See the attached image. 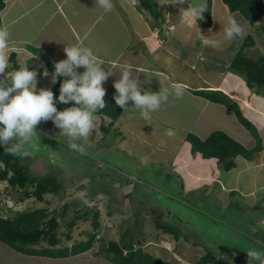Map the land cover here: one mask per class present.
Instances as JSON below:
<instances>
[{"label":"rangeland","instance_id":"1","mask_svg":"<svg viewBox=\"0 0 264 264\" xmlns=\"http://www.w3.org/2000/svg\"><path fill=\"white\" fill-rule=\"evenodd\" d=\"M154 1L161 3L164 13L169 9L162 5L164 1L172 3V0ZM190 2L185 0L187 5L206 4L207 12L201 20L206 22L209 0ZM212 2L211 32L201 22L197 21L195 26L184 19L180 11L186 9L185 3L170 4V9L179 11V15L173 17L169 27H162L168 45L155 48L152 53L146 49L141 86L152 93H168V101L151 113L148 123L133 108V102L121 116V121L131 123L128 126L117 121L104 133L102 127L108 126L110 120L95 117L93 132L79 141L86 149V154H80L68 149L67 138L59 135L60 129L52 121L41 122L37 127L39 137L26 145L30 155L18 156L19 160L32 174L55 176L64 189L58 196L47 195L49 204L32 198L17 203L20 191L0 183V216H15L31 207H49L60 215L62 246L88 241V234L95 233L97 252H103L110 242H134L144 252L173 264H199L207 253L212 259L209 264H216L214 259L219 257L239 261L242 257L247 262L246 252L251 245L246 238L250 234L264 238V151L252 161L238 158L237 168L226 171L216 160H204L192 154L185 140L188 133L206 139L215 131H223L247 148L255 146L251 133L233 111L192 92L199 87L216 90L213 87L217 86L228 95L238 96H233L238 110L257 127L264 147V92L258 95L257 89L246 85L242 76L229 71V64L247 35L254 37L256 45L246 49V55L254 60L264 55V19L252 27L240 15L232 14L245 23L246 35L242 40L228 42L224 28L230 15L223 12L219 0ZM7 31L10 36L15 28ZM120 46L121 43L114 44L116 48ZM19 64L26 67L23 57ZM40 69L46 71L44 63L38 60L34 71ZM156 69L171 72L172 79L187 84L190 92L185 88L183 97H176L163 74L156 76L151 72ZM120 70L117 67L114 72ZM9 71H14L11 63ZM135 74L133 70L132 76ZM51 81V73L38 79L37 90H52L56 83ZM169 130L174 135L169 136ZM198 189L209 196L201 197L199 192L190 195ZM84 199L89 203L85 204ZM66 204L69 209L61 217ZM94 209L99 212L101 224L97 231L93 227ZM78 212H88L91 216L78 221L68 239V224ZM157 219L184 236L176 240L163 234L155 224ZM71 259L64 260V264L84 262L82 258Z\"/></svg>","mask_w":264,"mask_h":264},{"label":"trees","instance_id":"2","mask_svg":"<svg viewBox=\"0 0 264 264\" xmlns=\"http://www.w3.org/2000/svg\"><path fill=\"white\" fill-rule=\"evenodd\" d=\"M140 8L150 9L153 3L150 0H139ZM228 7L229 11L234 14L240 15L243 20L248 22L252 27L257 25L264 19V0H222ZM6 7L4 0H0V29H2V12ZM212 0L208 2V20L201 22L204 28L211 26L212 22ZM256 45V41L252 35H247L242 47L238 50L229 64V71L242 76L246 85L251 89H257V94L261 95L264 92V55L254 60L246 55L245 50L252 48ZM32 57L27 60L26 67L29 70H35L37 61L40 59L45 65L49 73L53 74L55 69L50 59L41 50L26 45L25 47ZM10 63L14 71L21 69L18 56L16 52L10 55ZM37 79L43 76L44 71L40 69ZM63 77L57 79L56 85L52 88L54 98L58 100L60 84L63 82ZM194 95L203 97L204 99L225 106L228 110L236 114L238 121L251 133L256 144L253 148H247L241 143L234 140L223 131H215L206 139H201L194 133H188L186 140L191 147V153L198 155L204 160H216L218 164L226 171H231L237 167V159L243 158L252 161L264 149L262 139L257 127L244 117L238 110V104L234 99L225 93L223 90H210V89H197L192 91ZM106 101V108L98 111L95 117L101 119H109L108 126H103L104 133L107 129L115 126L116 122L122 116L124 110L115 104V100L108 96L104 97ZM59 111L65 108L74 106L73 103L68 105L57 103ZM0 183H7L11 189L20 191V198L17 201H24L33 199L35 202L41 204H49L47 195L58 196L64 189L55 176L46 175L43 177L32 174L28 167L22 165L18 156L7 154L3 147H0ZM190 195H193L190 193ZM181 198V197H180ZM69 205L64 206L61 217L67 214ZM94 211L93 227L97 231L101 224L99 223V212ZM52 211L49 207L41 208H28L23 211H18L15 216L12 214L10 217L0 216V242L8 245L10 248L17 252L29 255L46 258H68L83 254L94 248L96 234H88L90 237L88 241H82L73 244L71 247L62 246V237L59 230L61 228L60 215ZM91 214L84 212L77 213L76 217L68 224L69 235L71 238V230L77 225V222L90 218ZM221 221V220H220ZM155 224L162 233L174 236V239L180 240L181 235L178 231L170 225L164 224L160 220H155ZM250 233V232H249ZM257 238L256 235L250 234L246 239L252 246L256 244L257 249L260 248V243H255L253 239ZM263 241V240H262ZM257 242H260L258 239ZM264 243V242H263ZM97 254L104 255L109 261L114 264H173L172 262L162 260L152 254L144 252L143 249L138 248L132 242L130 244H120L117 242H110L104 246L103 252ZM210 253L204 254L200 263L209 264L211 262ZM230 257V255H229ZM216 264H227L229 261L226 258L219 257L214 259ZM224 260V261H222ZM241 260V259H240ZM226 261V262H225ZM235 262H244L235 259Z\"/></svg>","mask_w":264,"mask_h":264},{"label":"clouds","instance_id":"3","mask_svg":"<svg viewBox=\"0 0 264 264\" xmlns=\"http://www.w3.org/2000/svg\"><path fill=\"white\" fill-rule=\"evenodd\" d=\"M105 12L113 10L112 0H97ZM185 0H172L169 4H184ZM164 5V4H162ZM207 12L206 4H189L187 9H181L180 14L188 23L197 25L203 20V13ZM198 29V28H197ZM211 32V29H209ZM225 39L228 42L242 40L246 30L235 15L227 18L224 28ZM9 33L0 29V147L12 156L27 157L30 153L26 145L32 144L38 137L37 127L41 122L52 121L60 129V134L67 138V146L71 151L86 154V149L79 143L88 138L95 128V114L106 108V89L103 87L110 76L109 69L104 70L106 61L96 56L90 48L81 46H65L63 51L66 59L54 64L52 83L63 77L60 84L58 100L54 98L51 89L37 90V71L28 67L16 71H9L10 56ZM83 68V73L78 69ZM121 76L113 87L115 104L121 109H129L131 101L135 109L140 111L144 120L151 119V113L160 110L162 104L168 101V93H152L145 91L137 77L133 78L131 65L120 66ZM45 77L48 72L43 73ZM185 86L173 85L174 94L178 98L184 95ZM143 93V94H142ZM57 103L74 106L59 111ZM169 136L174 133L169 130ZM85 204L89 201L84 199ZM260 249H264V243ZM247 253V262L231 264H264V250H258L253 244ZM230 264V262L228 263Z\"/></svg>","mask_w":264,"mask_h":264},{"label":"crops","instance_id":"4","mask_svg":"<svg viewBox=\"0 0 264 264\" xmlns=\"http://www.w3.org/2000/svg\"><path fill=\"white\" fill-rule=\"evenodd\" d=\"M4 1L6 7L2 12L1 26H3V30L6 29V31L15 28V32H11L13 34L9 36V56L12 52H16L18 60L23 57L27 62L32 55L25 47L26 45H31L44 52L54 65L56 62L66 59V55L63 51L65 46L90 48L96 56L106 61L105 66L108 67L113 75L110 76L108 81L103 85L106 89V94L111 98L116 94L113 84L121 76V70L114 72L115 69L124 64L131 65L136 72L133 78L137 77L139 81L142 80L141 76L144 74V66L147 62L146 49L152 53L155 48H163L164 44L168 45V41H166L167 38L163 39L162 27H169L173 17L179 15V11L175 12L173 8L170 9V4L166 1H164V6L169 9L164 13V8L161 7V3H155L154 0H150L153 3L150 9L140 8L139 0H112L114 7L111 12H105V10L100 7L97 0ZM188 2L191 3L190 0H188ZM219 2V4H222L219 6H222L224 9L223 12L226 13V15L228 14L229 16L234 14L229 11L224 3H221L223 2L222 0H219ZM213 5L212 2V10H214ZM158 7L159 9H157ZM188 7L189 5L186 4V9ZM241 24L243 25L245 23L241 21ZM212 26L213 24L211 23L208 29H211ZM168 34H170V32ZM135 41L138 42L135 43ZM115 43H121V46L116 48L114 47ZM40 61L42 62V60ZM108 69L104 67L105 71ZM162 70L163 69H156L151 72L156 76L157 73L163 74L162 76L169 81V86H172V88L173 85L182 83L174 81L171 72L164 70L166 71L165 73ZM46 71L48 72L47 69ZM78 71L83 73L84 69L81 68L78 69ZM42 77H44V75ZM184 86L190 92L188 85L184 84ZM200 88L201 87L198 89ZM213 88L216 90L220 89L217 86ZM210 90H212V88ZM230 96L233 97L237 95L230 94ZM233 99H235V97H233ZM248 103L249 102H246V106H248ZM129 105H132L131 101L128 103L127 107H129ZM127 111H129V109L124 110V112ZM124 112L122 115H124ZM147 121L148 120H146V123H148ZM118 122L122 126L131 124L126 123V120L124 122L121 121V117ZM139 128L143 129V127ZM250 184L251 182L249 185ZM255 187V191H257V184ZM198 190L193 191L195 193H191L194 195L196 192H199L201 197H207L208 194L205 192L206 189H204L205 191H201V189ZM160 237L161 236H159V238ZM94 248L83 254L56 259L29 256L17 252L8 245L0 242V264H64L63 261L69 258H72L71 260L74 261L82 258L84 262L81 264H114L104 255L97 254L98 252ZM158 258L161 259V257ZM200 260L199 264H202ZM76 262L80 264L79 260ZM229 262L231 264L235 262V260L230 259Z\"/></svg>","mask_w":264,"mask_h":264},{"label":"flooded vegetation","instance_id":"5","mask_svg":"<svg viewBox=\"0 0 264 264\" xmlns=\"http://www.w3.org/2000/svg\"><path fill=\"white\" fill-rule=\"evenodd\" d=\"M207 196H209V194L207 195ZM254 240V242L255 243H257V241H258V238H255V239H253ZM260 240V242L261 243H263L264 242V238H261V239H259ZM263 240V241H262ZM258 250H264V249H260V248H258ZM241 253V252H240ZM241 256H244V254L243 253H241ZM240 258V257H239ZM240 259H242L243 261L245 260V258H240Z\"/></svg>","mask_w":264,"mask_h":264}]
</instances>
